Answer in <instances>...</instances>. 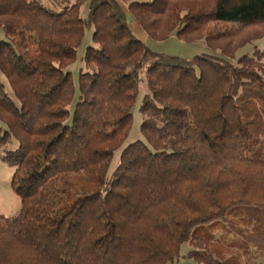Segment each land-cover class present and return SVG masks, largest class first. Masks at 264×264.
Returning <instances> with one entry per match:
<instances>
[{"label":"trees","instance_id":"16d2710c","mask_svg":"<svg viewBox=\"0 0 264 264\" xmlns=\"http://www.w3.org/2000/svg\"><path fill=\"white\" fill-rule=\"evenodd\" d=\"M54 1L0 0V150L22 199L0 213V264H167L186 241L244 264L191 233L249 205L264 245V0ZM128 14L221 55L156 52ZM137 108L145 139L124 145Z\"/></svg>","mask_w":264,"mask_h":264},{"label":"rangeland","instance_id":"374dc122","mask_svg":"<svg viewBox=\"0 0 264 264\" xmlns=\"http://www.w3.org/2000/svg\"><path fill=\"white\" fill-rule=\"evenodd\" d=\"M40 1L52 10H59L54 0ZM86 13L87 5L82 7V14L86 15ZM128 24L134 35L144 40L156 52L188 58L203 53L221 55L219 51L209 48L204 40L187 43L175 35L170 36L166 40L159 41L151 39L130 14H128ZM92 34L93 28H87L84 41L78 49L77 61L71 66L75 80H77L79 69L82 66V57L85 49L92 43ZM1 35L2 32L0 29ZM258 42L260 47L263 48V39L258 40ZM250 45L247 44L238 50L236 57L246 52ZM145 67L146 64L144 65ZM145 86V82L140 83V89L142 91H144ZM142 120L143 117L137 108L134 112V123L131 132L124 145L136 140L145 139L140 129ZM119 154L120 152L118 151L114 155L111 169L115 168L118 164ZM14 171L15 167L3 159L0 150V213L9 217L17 215L22 208L21 196L12 185ZM260 220L261 214L257 208L249 205H237L226 213L225 218L196 226L192 230L191 238L194 239L199 235L208 236L210 238L209 249L220 260L237 259L244 264H249L250 260L264 263V245L251 239L254 229L258 226ZM192 248L193 246L190 241L184 242L180 248L179 256L167 264H205L188 256Z\"/></svg>","mask_w":264,"mask_h":264}]
</instances>
